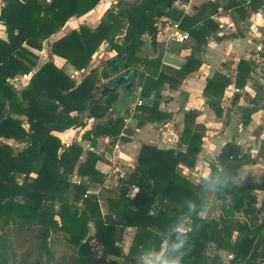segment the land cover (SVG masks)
<instances>
[{
	"label": "trees",
	"instance_id": "1",
	"mask_svg": "<svg viewBox=\"0 0 264 264\" xmlns=\"http://www.w3.org/2000/svg\"><path fill=\"white\" fill-rule=\"evenodd\" d=\"M98 1L1 0L0 24L5 38H0V230L11 221L37 227L36 248L44 261L24 264H260L264 259V217L255 201L256 190L264 187V175L257 182L235 184L237 168L249 160L233 139L229 140L210 163L203 184L220 201V213L217 218L199 216L207 204L197 194L201 184L191 182L178 170L180 163L193 166L201 144L203 127L193 123V110L183 115L178 139L182 149L141 144L134 168L117 178L113 188L103 186V174L94 168L96 154L86 151L79 161L81 147L76 141L59 151L60 140L52 132L83 126L82 117L95 120L81 134L91 145L102 136L109 137V144L115 142L123 127L120 112L128 102L116 109L120 97L117 91L89 106L88 101L100 88V78L109 79L125 68L142 69L135 82L141 100L136 109L143 115L136 116V124L165 118L167 113L158 109L162 85L175 88L197 70L201 60L196 55L203 50L206 38L218 29L210 18L217 11L214 2H204L191 14H184L174 6L175 0H118L116 9H106L93 28L79 25L50 43L53 55L80 70L106 40L114 56L100 71L90 68L77 83L52 61L43 62L33 71L35 56L25 46L40 49L43 40L69 17L86 13ZM249 4L255 10L262 0H250ZM161 16L176 21L192 40L188 56L177 69L162 65L160 55H137L143 34L155 43L156 23ZM118 31L122 44L112 37ZM250 67L249 61L239 59L235 87H243ZM23 74H29L28 81L19 89L7 80ZM230 83L228 77L217 72L206 79L205 104L215 115L221 112L218 99ZM257 108L256 102L240 108L242 126ZM73 171L86 179L71 181ZM30 173L35 176L30 177ZM89 186L98 187L97 195L87 193ZM133 187L136 190L129 197L127 193ZM97 199L105 203L104 213ZM182 225L185 229H178ZM126 227L134 231L124 253ZM53 234L62 237L72 252L70 256L63 252L57 255L50 249L47 239ZM93 245L100 247L101 257H95ZM145 251L155 257L143 259ZM219 251L231 254V258L222 261ZM7 260L0 252V264H8Z\"/></svg>",
	"mask_w": 264,
	"mask_h": 264
},
{
	"label": "crops",
	"instance_id": "2",
	"mask_svg": "<svg viewBox=\"0 0 264 264\" xmlns=\"http://www.w3.org/2000/svg\"><path fill=\"white\" fill-rule=\"evenodd\" d=\"M117 1L99 0L86 13L69 17L62 27L43 40L40 49L25 46L35 56L33 71L43 62L52 61L57 67L62 66L64 72L75 83L90 68L95 67L97 71H100L102 66L99 67V63L102 54H106L108 58L114 56V51L109 48L106 40L101 41L92 53L87 65L80 70L72 68L69 64L64 63L62 58L53 55L50 52V43L71 29H77L79 25L93 28L106 9H116L115 4ZM123 1L131 2L132 0ZM207 1L218 5L216 13L210 16L218 24V29L206 38L203 50L196 55L201 60L197 70L183 78L175 88L169 87L166 83L162 85L158 109L167 113L165 118L153 121L145 120L141 125L136 124V116L143 115V113L137 109L133 112L128 110V106L132 104L135 96L138 95L139 88L137 82H135L129 103L120 112L123 127L112 144H109V137L106 136L97 137L93 145L89 143V140L81 137L82 132L89 129L95 122L93 118L82 117L83 126L74 125L62 131H53L52 134L60 140L61 147L59 151L70 142L76 141L81 147L79 161L84 158L86 151L96 154L98 158L94 163V168L103 174V186L113 188L117 184V178L125 177L134 168L135 157L141 144L161 149L177 147L182 149L183 146L178 144V139L183 127V115L186 111L193 110L195 112L193 123L200 124L203 127L201 144L193 166L187 167L180 163L178 170L181 175L191 182L201 184L197 189V194L206 200L207 204L199 211V216L205 217V214L210 212V217L213 218V215L218 216L220 213V201L216 198L214 191L203 184L208 178L210 163L214 162L215 156L226 142L233 139L238 145L240 153L246 155L247 160H249V162L242 163L237 168L234 178L235 184L242 185L257 182L264 175V78L262 73L264 67V0H262L261 7L255 10L251 9L250 0H241V2H237L238 0H175L173 4L184 14H191L197 6ZM2 4L0 0V6ZM165 20L174 21L166 16L159 17L156 23L157 31L154 34L155 43H151L149 48V36L143 34V45L137 55L146 58L160 55L162 65L177 69L188 56L192 40L188 38L183 42H187L185 45L171 40H161L162 36L159 31ZM119 37L120 40L115 41L122 44V36ZM0 38H5L3 28ZM162 43L165 47L160 49L158 45ZM239 59L249 61L251 64L242 88L233 85ZM135 68L140 72L142 71L141 67ZM161 70L166 74H170L165 69ZM215 72L225 75L231 81L223 89V93L218 99L221 111L219 115H215L213 110L205 104L207 97L203 94L206 79L210 78ZM28 77L29 74L15 75L7 80L16 89H19L27 83ZM103 80V78H100L99 81ZM16 82L17 84H15ZM116 91L120 96L121 91L119 89ZM233 96H236V98L233 99ZM85 101H88V98ZM253 102H256L258 108L250 114L248 123L242 126L240 108L251 106ZM7 142L11 144L9 140ZM87 146L92 149L89 150ZM29 176L34 177L35 173H30ZM73 176L80 181L86 179L85 176L76 175L74 171L69 175V179L71 180ZM135 190L136 188H131L127 195L131 197ZM97 191V186H89L87 189L89 194L97 195ZM97 200L101 212L104 213L105 203L102 200ZM255 207L258 213L264 217V187L256 190ZM235 215L242 218L239 213H235ZM88 227L91 232V223L88 224ZM178 229H180V226ZM126 231H129L126 236L129 245L134 228L126 227L123 238ZM261 232L264 234V228ZM127 248L125 251L123 250L124 253ZM146 252L152 253L150 251ZM223 253L224 251H219L221 256ZM153 257H155L154 254ZM142 258L145 259L143 255Z\"/></svg>",
	"mask_w": 264,
	"mask_h": 264
},
{
	"label": "rangeland",
	"instance_id": "3",
	"mask_svg": "<svg viewBox=\"0 0 264 264\" xmlns=\"http://www.w3.org/2000/svg\"><path fill=\"white\" fill-rule=\"evenodd\" d=\"M2 26L0 27V34L2 33ZM121 33L116 32L113 34L114 40H120ZM150 40V39H148ZM187 42L183 43L182 45H185ZM160 49H163L165 46L164 44L158 45ZM148 47H151V43H148ZM109 58L106 54H102L99 67L104 66L106 61ZM113 76V75H112ZM108 79H104L103 81H106ZM103 81H98L99 86H101ZM14 83V82H13ZM19 83V82H18ZM17 84V82L15 83ZM122 94V92H121ZM210 212L205 214V217H210ZM237 216V215H235ZM213 218H217V215H213ZM185 229V226H180V230ZM38 234L39 231L37 227L34 224H30L27 226L19 225L17 222L11 221L9 222L6 227L3 230H0V252L3 254L8 260V264H24V263H32L34 260L38 259L40 262L44 261V255L41 251H39L36 248L37 241H38ZM129 234V231H126V234L123 238V250L125 251L128 245L127 241V235ZM47 244L50 247V249L54 252H57L56 254L59 255V253H65L66 255L70 256V249L67 248L63 244L62 237L58 234H53L51 237L47 239ZM95 245H93L94 247ZM98 246V245H97ZM95 257H101V255H97V253L94 251ZM144 258H151L153 257L152 253H145L142 254ZM227 253H223L221 256L222 261L227 260L226 259ZM118 260H124L122 258H119Z\"/></svg>",
	"mask_w": 264,
	"mask_h": 264
},
{
	"label": "water",
	"instance_id": "4",
	"mask_svg": "<svg viewBox=\"0 0 264 264\" xmlns=\"http://www.w3.org/2000/svg\"><path fill=\"white\" fill-rule=\"evenodd\" d=\"M262 73L264 74V67L262 69ZM139 74L140 71L135 67L125 68L119 71L105 82H102L95 96L88 101V106L92 101L100 102L106 94L119 89L122 94L115 105L116 109H118L123 103L129 102L130 95L135 84V79Z\"/></svg>",
	"mask_w": 264,
	"mask_h": 264
},
{
	"label": "built area",
	"instance_id": "5",
	"mask_svg": "<svg viewBox=\"0 0 264 264\" xmlns=\"http://www.w3.org/2000/svg\"><path fill=\"white\" fill-rule=\"evenodd\" d=\"M159 34L162 36L161 40H163V41L171 40L175 43H183L184 41H186L189 38L188 33L186 31L179 29L177 22H175V21L165 20L162 28L160 27ZM139 104H141V100L138 98V95H137V96H135L132 104L128 106V110L130 112H133L136 109V106ZM87 148L89 150L92 149L89 146H87ZM71 181H73L75 183L80 182V180L75 176H73V178H71ZM93 251H95L97 253V255L101 254L100 248L97 245H95L93 247ZM230 258H231V254H227L226 259L228 260ZM237 264H244V263L239 262ZM260 264H264V259L260 261Z\"/></svg>",
	"mask_w": 264,
	"mask_h": 264
}]
</instances>
